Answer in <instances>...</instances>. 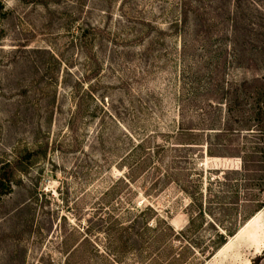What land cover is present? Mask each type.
Segmentation results:
<instances>
[{"label": "rangeland", "instance_id": "374dc122", "mask_svg": "<svg viewBox=\"0 0 264 264\" xmlns=\"http://www.w3.org/2000/svg\"><path fill=\"white\" fill-rule=\"evenodd\" d=\"M0 5V264H252L264 0Z\"/></svg>", "mask_w": 264, "mask_h": 264}, {"label": "trees", "instance_id": "16d2710c", "mask_svg": "<svg viewBox=\"0 0 264 264\" xmlns=\"http://www.w3.org/2000/svg\"><path fill=\"white\" fill-rule=\"evenodd\" d=\"M2 10V6L0 5V11ZM264 256V250H262L261 254L254 257L252 264H259L260 260Z\"/></svg>", "mask_w": 264, "mask_h": 264}]
</instances>
